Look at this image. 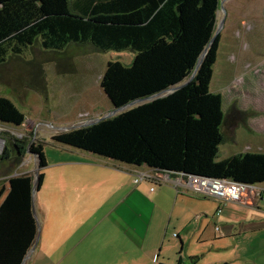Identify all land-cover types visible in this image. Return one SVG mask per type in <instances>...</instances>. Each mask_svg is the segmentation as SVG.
<instances>
[{"label":"trees","instance_id":"trees-1","mask_svg":"<svg viewBox=\"0 0 264 264\" xmlns=\"http://www.w3.org/2000/svg\"><path fill=\"white\" fill-rule=\"evenodd\" d=\"M220 0H6L0 3V66L33 50L63 51L90 45L101 53L130 52L129 66L108 62L99 85L118 108L183 84L170 95L94 125L61 133L52 141L135 167L241 184L264 183V155L240 153L218 160L224 143L222 97L209 91L220 34L210 44ZM44 80H42V83ZM24 115L0 98V123L20 128ZM4 161L28 152L46 166L43 146L1 134ZM39 173L37 188L41 184ZM32 177L8 182L0 205V264H21L32 246ZM179 264H181L179 262Z\"/></svg>","mask_w":264,"mask_h":264},{"label":"crops","instance_id":"crops-1","mask_svg":"<svg viewBox=\"0 0 264 264\" xmlns=\"http://www.w3.org/2000/svg\"><path fill=\"white\" fill-rule=\"evenodd\" d=\"M45 128L46 135L55 132ZM50 149L56 153L79 152L66 146ZM47 151L44 148L46 166L39 171L43 177L32 206L38 242L24 264H42V258L54 257H60L58 262L69 258L77 264H152L153 260L158 264L170 228L175 231L171 237L178 240L177 264H192L200 259L198 255L204 256V247L202 253H192L185 260L189 234L199 245L247 235L252 245L264 236V202H260L264 200V183L255 185L257 191L251 200L221 206L217 200L208 203L203 195L185 188L171 189L170 184H160L165 191L149 180L136 184L137 175L146 170L144 166L113 162L86 152L76 158H58ZM21 162L18 167L11 161L0 165V205L11 178L29 175L33 179L34 158L26 152ZM210 205L211 212L204 213V207ZM260 253L254 250L249 258L256 261Z\"/></svg>","mask_w":264,"mask_h":264},{"label":"rangeland","instance_id":"rangeland-1","mask_svg":"<svg viewBox=\"0 0 264 264\" xmlns=\"http://www.w3.org/2000/svg\"><path fill=\"white\" fill-rule=\"evenodd\" d=\"M4 1L0 0V3ZM223 8L225 18L219 32L220 45L209 86L211 93L222 97L224 143L219 147L218 160L240 153L264 155V0H225ZM220 18L221 13L218 12L217 21ZM133 57L130 52L101 53L90 45L80 44H70L63 51H46L37 44L33 50L24 51L16 59L9 57L7 63L0 66V98L11 101L25 120L20 128L0 123V135L9 134L17 139L25 137L27 147L30 144L42 145L43 150L52 151L58 158H76L78 154H86L83 151L56 153L50 147L64 146L53 142L52 138L65 132L55 131L46 135L45 127L84 123L110 112L113 107L100 88V79L108 62L117 61L129 66ZM29 128L31 132H27ZM2 149L0 142V154ZM12 164L18 167L20 163ZM142 176L161 177L150 168L138 174L137 178ZM157 189L165 191L166 188L160 186ZM204 199L208 203L216 200ZM212 209V205L204 207V213ZM174 232L170 228L164 236V250L158 264H177L178 240L171 237ZM248 236H234L219 243L199 245L189 234L191 243L187 242L189 247L184 249L183 255H186V260L188 256L192 257V253H202L204 247V256L198 255L200 259L192 264H264V236L252 245ZM233 240L237 242L236 246ZM258 249L261 253L257 260L249 258ZM58 259L60 257L42 258L41 262L77 264L69 258L60 262Z\"/></svg>","mask_w":264,"mask_h":264},{"label":"built area","instance_id":"built-area-1","mask_svg":"<svg viewBox=\"0 0 264 264\" xmlns=\"http://www.w3.org/2000/svg\"><path fill=\"white\" fill-rule=\"evenodd\" d=\"M0 142H2V144L4 143L2 140H0ZM154 173L161 177L149 178L147 176H142L136 178L134 182L137 184L141 181L149 180L155 184H170L173 187L185 188L201 194L204 197L214 198L221 204L233 202L240 204L243 201L247 202L248 200H251L252 195L257 191L255 185L241 184L232 180L200 178L156 170H154ZM152 190L153 189H151V191ZM217 230L218 229L216 228V231ZM173 237H176V235L174 234ZM152 263L157 264V261L153 260Z\"/></svg>","mask_w":264,"mask_h":264},{"label":"water","instance_id":"water-1","mask_svg":"<svg viewBox=\"0 0 264 264\" xmlns=\"http://www.w3.org/2000/svg\"><path fill=\"white\" fill-rule=\"evenodd\" d=\"M224 1L225 0H220V7H219V11L218 12L221 13V18L217 21L214 34L212 36V39L210 40V44L203 50L202 54L200 55V57L198 59V62H197V65H196V68L194 70V73L190 77V79H192L193 76L199 70V68H200V66H201V64H202V62L204 60V57H205V55L208 52L209 46L212 44V42L215 40V38L219 35V32L221 30V27L223 25V21H224V18H225V10L223 8V2ZM218 12H217V18H218ZM183 84L174 86V87H172L170 89H167V90H163L161 92H158V93L153 94V95L148 96V97H144V98H140V99L134 100V101L129 102L128 104H126L124 106H121V107H118V108H114L113 107V109L110 112L104 114L103 116H100L98 118L92 119V120L84 122V123L72 124L70 126H65V127H56V126L49 125V127L56 129V131H58V132H70V131L77 130V129H80V128H83V127L91 126V125H94V124H96V123H98L100 121L115 117L116 115H119L121 113L129 111V110H131L133 108H136V107H138L140 105H144V104L150 103V102H152L154 100L166 97V96L170 95L171 93L175 92L176 90H178L180 87H182ZM28 154L31 155L34 158V160L36 161L35 162L34 176H33V179H32V190H31V194H32V199L31 200H32V206H33L34 197H35V194L37 192V179H38L40 168L38 166V164H39L38 156L34 155L32 153H29V152H28ZM32 214H33V217L35 219L34 208L33 207H32ZM38 231H39V228H38V225H37L36 238H35V240H34V242L32 244V247L30 248V250L27 251V253H26V255H25V257H24V259H23L21 264H24L28 254L36 247L37 242H38Z\"/></svg>","mask_w":264,"mask_h":264},{"label":"bare ground","instance_id":"bare-ground-1","mask_svg":"<svg viewBox=\"0 0 264 264\" xmlns=\"http://www.w3.org/2000/svg\"><path fill=\"white\" fill-rule=\"evenodd\" d=\"M48 128H47V130H53V131H56V129H54V128H51V127H49V126H47Z\"/></svg>","mask_w":264,"mask_h":264}]
</instances>
